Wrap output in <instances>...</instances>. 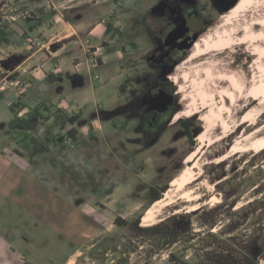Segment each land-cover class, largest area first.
<instances>
[{
  "label": "rangeland",
  "instance_id": "1",
  "mask_svg": "<svg viewBox=\"0 0 264 264\" xmlns=\"http://www.w3.org/2000/svg\"><path fill=\"white\" fill-rule=\"evenodd\" d=\"M161 1L0 0V20L6 25L3 30L7 45L13 47L12 51L20 49L17 53L9 51L10 58L24 59L51 41L58 52L52 56L49 48L34 60L41 65L42 59L49 57L46 65L58 72L43 82L33 81L20 100L16 86L0 91V143H8L7 136L12 134L11 127L19 111V106L15 112L11 106L19 101L30 109L47 103L48 110L40 104L43 118H37L36 127L41 128L44 136L51 133L52 139L65 136L71 129L69 124L62 129L59 114L66 118L80 116L74 124L78 130L75 148L64 142L57 144L56 149L54 143L50 150L36 153L33 139L42 143L43 138L39 140L33 130L13 131L20 141L18 146L28 149L29 158L43 160L40 169L49 173L54 183L46 182L50 196L22 195L17 203L0 193V264H67L72 257L69 264H264V147L259 145L247 151L250 148L242 146L246 152L229 153L240 135L256 129L264 135V111L256 103L263 100L253 102L259 86L250 91L252 85H246L249 93L233 116L217 95L213 106H198L199 112L189 117L196 121V131L221 120L229 123L233 133L212 146H202L195 138L197 148L192 149L179 126L167 127L146 138L137 130V119L126 110L143 92L144 84L137 83L134 75L135 71L147 68L145 57L156 46L158 19L150 14ZM260 9L264 15V7ZM221 15L216 11L204 32L210 26L217 27ZM29 25L42 29L30 33ZM20 27L25 29L23 34L18 33ZM32 35L31 48L22 51ZM263 37L257 28L246 35L236 34L225 53L190 61L185 70L193 71L210 60L214 62L219 86L237 92L242 83L237 84L231 78V71L243 75L244 66L250 70L252 61L261 59L262 50L254 43ZM0 43L2 48L4 42ZM96 48L102 54L99 65L89 61ZM197 49L196 44L180 61L190 58ZM149 71L156 74L154 69ZM6 76L7 73H0V89L9 84L4 80ZM193 76L188 83L178 77L171 80L182 100L181 110L193 102V99L186 102L183 96L197 92L204 82L203 75ZM76 77H82L83 85H74ZM129 78L133 79L131 85L127 83ZM263 78L258 76L257 81ZM213 81L211 84L215 86ZM215 107L222 109L219 119L209 112ZM193 150L197 155L192 162H209L203 169L215 181L209 183L210 192L195 203L200 209L183 213V223L189 222V227L177 228L173 220L143 225L155 192L164 190L172 177L192 163L189 156L186 163L183 161ZM59 152L63 153L61 157ZM110 194H115L117 210L126 212L125 227L118 228L106 220L113 217L99 203L106 204ZM212 196L218 198L217 202L209 201ZM139 201L143 206L135 209ZM42 205L48 206L41 210ZM170 209L164 216L173 212V207ZM117 210L114 211L118 213ZM95 220L103 228H95L91 222ZM138 220L145 229L138 227Z\"/></svg>",
  "mask_w": 264,
  "mask_h": 264
},
{
  "label": "flooded vegetation",
  "instance_id": "2",
  "mask_svg": "<svg viewBox=\"0 0 264 264\" xmlns=\"http://www.w3.org/2000/svg\"><path fill=\"white\" fill-rule=\"evenodd\" d=\"M205 2L206 3L202 2V0H162L159 3V5L162 6V9L157 13L152 11L150 14L154 18L158 19L159 37L156 40L157 43L155 48L152 51H150L145 57V63L147 65V68L143 70H139V72L135 71V75H134L136 77L135 81L137 83L144 84L143 92L134 101H132L126 108V110L130 112L129 115L137 119L138 121L137 130L143 132L146 138H151L155 134H158L161 131L165 130L167 127L179 126L180 128H182V132L185 138H187L189 142L192 144V149H194L197 148V144H198L197 142H195V138L198 140V138L200 137L198 135L203 130L205 131V129H207L210 126L209 125L204 129L202 128L201 130L196 131V121L189 117L194 116L199 111L190 116H186V112L190 107V103L187 104V106H185L181 110L183 106L181 102L182 100H180L181 98L178 95V91L171 82V80L174 81L173 77L182 78L181 76L178 75L179 68L185 62L191 60L195 56L196 52H199L202 49V46L204 45L205 40L207 38V34L211 30V26H210L207 29V31L204 32V29L208 26V24H210L213 21L212 15L215 14L217 9L212 5L211 0H206ZM183 19L185 20L186 25H184L183 29L179 31L181 37L178 40L173 41L169 45H166V39L168 34L177 27L183 25L184 23ZM196 34L202 35V37L200 36L201 39L198 42H196L193 46L189 47V45L192 42L193 36ZM196 44L198 46V49L195 52H193L190 58L181 62L180 61L181 58L188 51H191ZM148 69L156 70V74L150 73ZM165 71H169V73L164 75ZM132 81L133 79L129 78L127 81L128 85H131ZM252 90L253 88L250 91ZM132 91L133 90H131V92ZM261 96L262 97L264 96V91L261 93ZM183 97H185L184 99L186 102L191 99V96L184 95ZM258 99L259 98L257 99L255 98V100ZM256 103L258 104V102ZM182 117H188V119H181ZM211 120L213 119L211 118ZM231 133L233 132L231 131ZM231 133L229 135H231ZM245 134L240 135L238 139H236L232 143L229 152L230 154L234 152H240V153L246 152L241 145L240 146L238 145V143L240 142L239 138ZM260 145L264 147V145L262 144ZM257 146H254L252 148H255ZM252 148L248 149L247 151H250ZM193 154H195L194 150L187 155L183 163L184 162L186 163V159L188 158V156H189V161L192 162L195 159V158L192 159ZM225 157L226 155L218 159V161L223 160ZM208 164L209 162L204 163V167ZM192 166H193V162L190 165L187 164L185 168ZM185 168L178 175L172 177V179L168 181V184L164 188V190L161 189L158 192H155L154 197L152 199V203H150L148 208L152 206L154 203L158 202L159 200L165 198L166 193L169 192V190L173 187L174 181L177 178H179V176L183 173ZM205 180H209V182L211 181L210 184H212V181H215L214 176L213 175L208 176V171L207 170L205 171L203 169L202 176H200V178H198L196 182L199 183ZM196 182H194V184H197ZM202 189L204 190V188ZM207 194L208 193H204L203 198ZM212 198L213 196L209 198V201L212 200ZM190 204L191 203L186 204V203H182V201H179L176 206H173L172 209L173 212H169L170 214L168 216H164V218H162L160 221L157 222V224L156 223L155 224L160 225L165 221L173 220L174 224L177 225V228L183 229L189 227L190 225L189 222L185 221V224L183 223L184 222L183 219L185 216L182 215L183 213L184 214L191 213V210L184 209ZM148 208L144 209L143 214L147 212ZM199 209L200 207L195 209V211ZM168 210L171 209L168 208ZM178 211L180 212L178 213ZM176 217H179L180 219L177 220ZM140 222L138 220L136 223L138 227L140 229H145L140 226ZM127 223L128 220L122 219L120 217H116L114 220V225L118 226V228L120 226L123 227L127 226ZM182 225L185 226L183 227Z\"/></svg>",
  "mask_w": 264,
  "mask_h": 264
},
{
  "label": "bare ground",
  "instance_id": "3",
  "mask_svg": "<svg viewBox=\"0 0 264 264\" xmlns=\"http://www.w3.org/2000/svg\"><path fill=\"white\" fill-rule=\"evenodd\" d=\"M260 7L262 8L264 7V0H240L235 7H233L232 9L221 15V18L219 20L220 22L219 25L217 27H213L210 30V32L207 34V38L205 40L204 45L202 46V49L199 52H196L195 56L191 60L185 62L179 68L178 75L181 76L186 81H188L189 77L191 78L192 74H194L196 78H198V76L201 75H203L204 78V82L200 83L199 86L200 88L198 90H195L197 92L190 93L193 102L190 103V107L186 112V116H190L198 112L199 107L209 108L213 106L215 104L214 102L215 96L217 95L220 96L221 100L228 107L229 115L233 116L235 108L244 101L246 95L249 93L246 92L247 91L246 85L249 84L252 85L253 89H255L254 88L255 86H259V90H257V93H255V96L253 98L257 99L262 97L261 93L264 91V78L260 81L257 80H258V76L259 77L262 75L264 76V43L262 42L264 39L263 40L260 39L259 41L254 43L256 47L262 50V55H261L262 57L260 56L262 62L260 61L261 60L260 58L258 59L259 61H252L253 64L250 67L251 71L247 70L248 67L244 66L242 69V71L244 72L243 75L238 72H234L230 70L231 78H233V80L237 84H239L238 81L242 83L240 87H237L238 89L237 92H235V90L234 91L226 90L223 88L222 85L219 86L218 76L214 70L213 67L214 65H212L214 64V62H211L210 60H205L200 65H197L196 67H194L195 69H193V71L185 70L190 61L204 58L209 54L218 55L217 53H220L221 51L224 52L227 49L230 41L236 39V34L237 35L239 34V36L240 34L246 35L249 33V31L257 28L259 31V36H262L264 34V15L261 14L263 13V11H261ZM201 37L198 39V41L201 39ZM243 46L245 45H242V47ZM215 63L220 64L216 61ZM252 71H256V74H253ZM207 78L210 79L209 83L205 82ZM213 80H215V84H216L215 86L212 85L214 84ZM185 96H189V94H185ZM262 98L263 101H261V103L258 104L261 105L260 110L264 111L263 110L264 96ZM255 101L256 100H253V102ZM210 112L212 115L216 117L215 119L221 118L222 109H220L219 107H215V109H212ZM227 124L229 123H224V121L221 120V122H216L213 126L207 128L205 131L203 130L198 135L200 136L198 138L200 145L212 146L213 144L219 142L221 139L229 135L232 130L230 126H228ZM260 144L264 145V135L260 134L259 129H256L253 132H250L249 134L247 133L241 136V140L238 143L239 146L241 145L244 148H252ZM196 155L197 152H195V154L192 155V159L195 158ZM203 168H204V163H202V160L201 161L196 160L194 161L192 167L185 168V170L179 176V178H177L174 181L173 187L169 190V192L166 193L165 198L159 200L158 202H156L151 206V208L149 209L143 220V224L150 226L157 223L162 218H164V214L167 212L168 208H172L173 206H176L179 201H182V203H186V204L191 203L190 205L184 208L186 210L192 211L197 209L199 206L196 205L195 203L200 201L204 196V194L202 193V188H204L203 191H206L207 193L210 192L209 189L211 188V185L209 184L210 182H207V180L199 183L196 182V180H198V178L202 176ZM194 182H196L197 184H194ZM217 200L218 198L213 197L211 201L217 202ZM180 211H178V213Z\"/></svg>",
  "mask_w": 264,
  "mask_h": 264
},
{
  "label": "crops",
  "instance_id": "4",
  "mask_svg": "<svg viewBox=\"0 0 264 264\" xmlns=\"http://www.w3.org/2000/svg\"><path fill=\"white\" fill-rule=\"evenodd\" d=\"M34 19H36V17ZM2 23L3 21L0 20V27L3 30L4 27H6V25L5 24L3 25ZM55 23L58 24L59 22H57L56 20ZM20 29L21 30L18 33L23 34L25 32L24 27H20ZM41 29L42 28L38 30L35 28V26L29 25L30 33H34L35 31L40 32ZM33 36L34 35H32L31 37L29 36L30 38L27 37L29 38L28 39L29 44L26 46V49L22 47L21 48L22 51L29 50L31 48L30 41L32 40ZM5 40L6 41L4 42V46L2 48L0 47L1 49L0 50V69L2 70L0 73L1 74L7 73V76L5 77L4 80H6V83H9V84L5 86L4 89H0V91H5L7 87L9 86L15 87L16 86L15 84H17V86L18 84H20L21 88L18 87L17 92H20L19 95L25 96L26 88L29 87L33 81L37 80V81L43 82L47 80L48 77L50 78L52 77L53 74H56L58 72V69H56L55 67L50 68L49 66L46 65L49 59L47 55H44L47 57V59L43 58L41 65L36 64V62L34 61L37 57L41 56L42 54H46V50L48 49L47 51H49V48H52V50L49 52L51 53L52 56L57 55L58 52H56L57 51L56 48L52 46V43H53L52 41L50 43H43L42 46L37 51H35L30 56H26V58L22 59L18 56H14L11 58L9 57V54H10L9 51H12L13 47L7 45L8 44L7 36L5 37ZM2 44L0 43V46H2ZM19 50L20 49L13 50L11 53H17ZM12 65L14 66L13 68H11ZM80 65L81 63H79L77 66H80ZM11 83H14V85H11ZM20 97H18L19 100L21 99ZM40 104L41 106L47 105V103L46 104L40 103ZM40 104H38L37 106H34V108L41 107ZM29 110L30 108H28L25 105H22V103H20L19 101V111L17 110V121L14 123L13 127H11V129H13L11 130L12 134L11 135L7 134L8 143L5 141L0 143V193L2 194V196L10 198V200H12L15 203L19 201L21 202V200H19L20 196L23 197L24 195L26 196L27 194H30V196H34V193H38V196H40V194H43V195L47 194L46 195L47 197L50 194L51 189L48 185H46V182L53 181V180L50 179L49 173L48 175L47 173H45L44 171L40 169L41 165L44 163L42 159L40 160L37 158H29L26 155V152L28 151V149H25L22 146L20 147L18 146L20 145L19 144L20 141H17L15 139V137L13 136L14 134L13 131L16 128H23L28 131L33 130L36 134V137L39 140L43 138L41 140L42 143H39L38 140L33 139V142H34L33 145H35L36 153H40V152L43 153L42 151L45 152L47 150H50L49 147H51V145L54 143H56V145L64 144V142L57 143L53 141L52 138L54 136L51 133L48 136L46 135L44 136L40 132L41 128L36 127L37 122H38L37 119H33L29 122H25V121L23 122L22 119ZM72 127L75 128L74 125L71 126V128ZM75 130L78 131L76 128ZM33 137L35 136L33 135ZM43 142H46V144H44ZM56 145H55V148L57 149L58 145L57 146ZM75 147H76V144L72 148H75ZM70 151H75V150H70ZM62 154L63 153L59 152L60 157L62 156ZM65 155L68 156L67 153H65ZM62 161H65V160L62 159ZM52 183H54V181ZM114 196L115 194H110L108 196V199H107L108 201L106 204L99 203L103 208L108 210V215L113 217L112 220L110 217L106 218L107 221H110L111 225H114V220L116 218L114 215H118V217L122 219H127L126 214H125L126 212H120L119 210H117V207H115L116 201H115ZM50 200H51V197H49L47 200L49 204H50ZM26 206H30V205H26ZM47 206L48 205H44V206L42 205L39 209L42 210L44 208H47ZM142 206H143V202L139 201L136 203L135 209H140ZM115 209L118 211V213L114 211ZM91 222L92 224L94 223L93 226H95V228L99 230L103 228L101 224L99 225L98 223H96V220L91 221ZM73 258L74 257L70 258L67 264L71 263Z\"/></svg>",
  "mask_w": 264,
  "mask_h": 264
},
{
  "label": "water",
  "instance_id": "5",
  "mask_svg": "<svg viewBox=\"0 0 264 264\" xmlns=\"http://www.w3.org/2000/svg\"><path fill=\"white\" fill-rule=\"evenodd\" d=\"M239 1L240 0H211L212 5L221 14H223V13L229 11L230 9H232L233 7H235L239 3ZM161 9H162V6L161 5H158V6H156L153 9V11L155 13H157ZM184 25H186L185 20H184L183 25H181L180 27H177L176 29H174L173 31H171L168 34L167 39H166V45H169L170 43H172L173 41L178 40L181 37V35L179 34V31H181L183 29V26ZM200 36L201 35H199V34L194 35L193 38H192V42L189 45V47L190 46H193L198 41V39L200 38ZM168 73H169V71H165L164 72V75H166ZM73 82H74V85L75 86H81V85H83V79H82V77H76Z\"/></svg>",
  "mask_w": 264,
  "mask_h": 264
},
{
  "label": "trees",
  "instance_id": "6",
  "mask_svg": "<svg viewBox=\"0 0 264 264\" xmlns=\"http://www.w3.org/2000/svg\"><path fill=\"white\" fill-rule=\"evenodd\" d=\"M111 27L109 26L108 29H110ZM5 37H6V34L3 32V30L1 29L0 27V39L2 42H5ZM22 96V95H21ZM21 98V97H20ZM19 106V102L13 104L11 106V110L13 112H15V109ZM43 108H47L46 105H43ZM42 108L41 107H36V108H33V109H30L27 114L23 117L24 120L26 121H31L33 119H37V118H43V115L41 114V111ZM48 110V108L46 109ZM58 118L61 119L62 121V129L65 130V127L67 126V124L73 126L77 120L80 118L79 115H75V116H71V117H62L60 116V114L58 115ZM65 136H68L70 138H72L75 142L76 140V137H77V131L75 130L74 127H72L70 130H68L66 132V135ZM65 136H60L59 138H54L53 140L57 143H63L65 141Z\"/></svg>",
  "mask_w": 264,
  "mask_h": 264
},
{
  "label": "built area",
  "instance_id": "7",
  "mask_svg": "<svg viewBox=\"0 0 264 264\" xmlns=\"http://www.w3.org/2000/svg\"><path fill=\"white\" fill-rule=\"evenodd\" d=\"M100 48H96L93 53V56L90 57L89 61L93 64V65H99L102 61V57L100 55H102L101 53H99ZM11 85H14V83H11ZM17 86V84H15ZM17 87H21L20 84H18ZM5 86H2L1 89H4ZM65 142L68 143L70 146H74L75 142L72 138L65 136Z\"/></svg>",
  "mask_w": 264,
  "mask_h": 264
}]
</instances>
